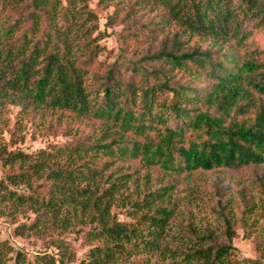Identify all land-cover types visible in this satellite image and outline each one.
<instances>
[{
    "label": "trees",
    "instance_id": "trees-1",
    "mask_svg": "<svg viewBox=\"0 0 264 264\" xmlns=\"http://www.w3.org/2000/svg\"><path fill=\"white\" fill-rule=\"evenodd\" d=\"M154 3L178 30L136 60L121 52L110 61L100 58L107 34L90 0H0V108L102 128L69 127L71 138L35 153L0 144L8 168L0 212L34 214L15 232L52 238L61 254L44 264L73 260L62 235L84 227L80 264H142L141 254L161 264L261 263L240 258L234 239L264 191V50L244 51L255 28L264 30V0H129L127 15ZM141 28L157 35L149 20ZM185 33L212 43L188 45ZM227 172L249 179L236 195L223 191ZM209 173L212 205L200 184ZM182 182L214 220L192 210L184 218L175 195ZM11 252L0 246V264H28Z\"/></svg>",
    "mask_w": 264,
    "mask_h": 264
},
{
    "label": "rangeland",
    "instance_id": "rangeland-1",
    "mask_svg": "<svg viewBox=\"0 0 264 264\" xmlns=\"http://www.w3.org/2000/svg\"><path fill=\"white\" fill-rule=\"evenodd\" d=\"M90 6L99 15L100 29L107 34L100 40V43L105 47L100 57L102 60L108 59L111 61L121 52H124L129 59L136 60L143 51L149 50V48L153 51L157 50L169 32L172 33L178 30L174 23L161 21V15L164 11L156 3L147 6L142 11L140 9L138 12L134 11L130 15H127L130 11L129 0H90ZM147 20L157 30L155 32L157 35L150 33V31H146V33L141 28L142 22ZM182 38L187 39L186 43L188 45L198 44L204 48L212 43L211 39L199 36L189 37L188 33H185ZM258 48L264 50V30L255 28L247 41L244 51L251 53L252 51H257ZM262 53L264 54V51ZM69 127H73V130L78 128L79 132L84 133V135H92L93 133L98 135L102 132V128L99 125L94 126L86 121L78 122L74 120L71 122V119L66 116L59 125L54 114L32 110L23 111L17 105H6L0 108V144H7L9 149L17 148L28 153H35L41 148H49L54 144L71 138V136L64 133ZM260 169L264 182V166ZM7 171V167L0 165V179L3 178ZM205 176L207 181L200 183L205 190L202 195L206 196L205 204L209 203V205H212L215 200L210 199V196L211 192L215 190L211 178L215 174L209 173L205 174ZM243 178V175L241 177L237 176V173L227 172L223 179V184L226 185H223V191L228 195H236L243 185L240 183ZM168 179L169 177H167ZM244 179L247 180V185L249 179ZM10 187L17 189L19 192L24 190L22 186L15 187L10 185ZM175 195L178 197L179 209L182 210L184 218L188 216L189 210H192L199 216H206L211 221L214 220V216L207 209V205L202 206V203H196L192 199L193 197L189 195L184 182L177 188ZM259 195L256 194L253 198V202L256 205L247 216L248 227H246V230L243 227H239L234 244L237 247V254L240 258L259 259L261 260L260 264H264V251L262 250L264 243H261L263 242L261 240L264 239V191H262L261 197ZM116 211L120 219L130 220L124 209L117 208ZM182 214H177L173 219L174 227H177L176 223L181 221ZM33 218L34 214L31 212L26 215L19 213L15 217H10L0 212V246L6 243L10 248H13V252L9 253L11 257L15 255L16 251L23 252L28 264H40V262L44 264L43 257L58 258L57 256L61 254V250L52 243V238H39L32 234L19 235L15 232L16 226L29 223ZM87 228L84 227L78 233L69 231L62 235V238L66 240L70 248L75 252V258L71 261L67 260L66 257H64V261L56 259L55 264H80V261L86 257L89 250V243L85 234ZM247 229L250 231H247ZM141 258L144 260L142 264H161L157 254L136 256V259Z\"/></svg>",
    "mask_w": 264,
    "mask_h": 264
}]
</instances>
